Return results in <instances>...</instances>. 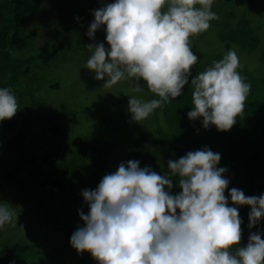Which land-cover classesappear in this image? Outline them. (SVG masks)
I'll use <instances>...</instances> for the list:
<instances>
[{
	"label": "clouds",
	"instance_id": "1",
	"mask_svg": "<svg viewBox=\"0 0 264 264\" xmlns=\"http://www.w3.org/2000/svg\"><path fill=\"white\" fill-rule=\"evenodd\" d=\"M100 3L92 10L85 33L94 42L85 46L91 55L83 68L106 88L132 80V91L140 93L145 82L158 97H128L130 122L147 119L190 84L187 118L199 119L204 129L232 128L252 87L237 71L241 67L237 52L229 50L205 70L192 73L199 57L190 37L207 31L218 19L212 10L214 0ZM100 29L105 41L95 42ZM18 110L14 92L0 87V121L11 119ZM220 160L219 152L205 146L168 159L163 173L140 167L138 159L120 162L94 189L81 190V223L70 236V246L78 254L90 253L98 264H264V229L258 227L264 218V193L248 196L237 187L229 188L231 178L227 167H218ZM242 206L250 208L247 229L257 230L233 251L242 237ZM16 223L11 207L0 203V229Z\"/></svg>",
	"mask_w": 264,
	"mask_h": 264
},
{
	"label": "trees",
	"instance_id": "2",
	"mask_svg": "<svg viewBox=\"0 0 264 264\" xmlns=\"http://www.w3.org/2000/svg\"><path fill=\"white\" fill-rule=\"evenodd\" d=\"M230 1L241 5L247 0ZM48 2L0 0V87L10 88L17 100L29 99L26 101L27 115L24 114L28 118L22 121V128L14 132L13 121H0V154L3 143L14 152L13 162L0 158V193L7 186H13L19 190L33 187L35 191L47 194L49 203L45 217L56 226L65 224L63 232L59 229L57 232L65 238L62 239V247L63 250L69 249L71 256H66L62 250L30 252L27 245L16 246L8 239L0 242V264H98L88 252H73L69 237L77 228L73 226V221L82 206L81 190L94 189L100 179L114 172L122 161L138 159L140 167L148 165L163 173L167 171L168 159H178L188 151L207 146L221 154L218 167H227L226 175L231 178L229 188L237 187L248 196L264 193V48L258 51L260 70H251L240 60L241 67L237 71L252 87L243 112L237 116L230 130L218 131L215 126L204 129L199 119L190 121L187 118L186 114L192 106L189 84L180 97L154 110L148 117L150 124L145 126L136 123L124 130L127 123L124 112L103 107V129L88 131L64 149L63 156H59L47 135L66 134L73 127L77 110H66V105L61 103L52 113H43L36 92L38 68L48 65L61 50L68 49L74 36H69L64 44L55 39L51 44L40 45L28 55L18 54L29 50L34 38V26L27 24L29 16L49 7ZM43 24L44 21H41L39 26ZM69 27L65 29L66 35L71 32ZM218 39L221 48L217 50L206 51L192 46L199 57L192 68L193 75L205 70L212 61L222 59L229 50H235L238 56L253 54L260 43L250 19L244 14L236 18L232 25L223 26L218 32ZM146 90V100L158 98ZM125 98L128 102V96ZM32 110H37V114L34 115ZM60 111H65V118H61L63 112ZM83 210L88 211L86 206ZM249 211L248 206L239 208L243 220L242 237L240 245L233 246V251L247 243L250 231L257 230V226L251 230L246 227ZM258 227L264 229V218Z\"/></svg>",
	"mask_w": 264,
	"mask_h": 264
},
{
	"label": "rangeland",
	"instance_id": "3",
	"mask_svg": "<svg viewBox=\"0 0 264 264\" xmlns=\"http://www.w3.org/2000/svg\"><path fill=\"white\" fill-rule=\"evenodd\" d=\"M48 1L49 7L29 16L27 24L30 27L34 26L32 29L34 38L30 49L18 54L28 55L40 45L51 44L55 39L64 44L69 36H74L70 39L72 41L68 49L61 50L48 65L38 68L39 81L36 87L43 113H52L61 103L66 105V110L73 108L77 110L72 121L73 127L66 134L47 135V138L50 137L54 143L52 145L54 150L59 156H63L65 154L63 150L72 146L85 133L99 132L103 129V107H108L111 111L119 109L124 112L127 118L124 130L134 127L136 123L130 122V115L127 111L128 102L125 97L135 95L146 100L147 86L145 82H142L141 86L144 90L134 93L132 91L133 81L122 80L111 88H106L103 86V81L94 79L93 72L83 68L87 58L91 55L85 46L94 42L85 33L93 20L92 10L101 6L100 0ZM103 2L110 3L112 0H103ZM212 10L217 13L218 19L210 22V28L207 31L190 37L191 46L206 51L220 49L221 42L218 39L220 29L225 25H232L236 18L244 14L250 19L260 43L255 53L238 57L251 70H258V51L264 48V0H247L241 5L230 0H214ZM77 17L80 19L78 20ZM41 21H44V24L39 26ZM67 27L71 29L68 35L65 34ZM105 35L103 29L98 30L95 33V42H104ZM105 46H108L106 42ZM26 101H29L27 97L18 100L19 110L9 119L14 123V132L22 128V121L28 118L24 116L28 111ZM31 112L36 115L38 111L32 110ZM64 114L65 111L61 113V118H65ZM150 122L147 118L137 124L145 126ZM0 158L10 162L14 161V152L5 143L1 148ZM0 203H8L14 216H17V223L14 226L5 225L3 229H0V242L9 239L16 246L27 245L30 252H41L47 249L54 252L62 250L66 256H71L69 249L63 250L62 239L65 238L59 233L63 232L65 224L59 223L56 226L45 217L46 206L49 203L47 194L35 191L33 187L19 190L13 186H7L5 191L0 193ZM73 222L74 227L80 225L79 215ZM58 229L59 232H57ZM70 249L78 254L71 246Z\"/></svg>",
	"mask_w": 264,
	"mask_h": 264
}]
</instances>
